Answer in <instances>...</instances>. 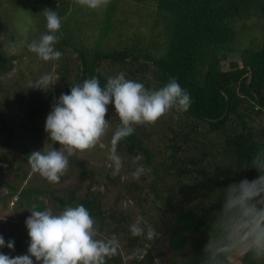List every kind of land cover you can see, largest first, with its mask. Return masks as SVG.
I'll use <instances>...</instances> for the list:
<instances>
[{
	"label": "rangeland",
	"instance_id": "obj_1",
	"mask_svg": "<svg viewBox=\"0 0 264 264\" xmlns=\"http://www.w3.org/2000/svg\"><path fill=\"white\" fill-rule=\"evenodd\" d=\"M50 1L4 0L0 9V51L3 50L9 56L15 57L14 70L8 74L0 72V131H4L0 133V235L4 237L6 243L25 238L27 239L25 244H30L25 221L31 215L32 206L38 207L42 203L45 208H51L54 213H59L67 206L61 205L58 198L68 201L70 192L75 191L77 199L87 197L99 202L103 218L106 220L105 227L100 229L101 236L114 237L118 241L117 254L122 258L120 264H130L133 259L142 260L146 256H150L149 264H170L175 259L182 264L184 253L173 251L165 234L168 227L178 225V222L172 208L165 200L158 198L151 188L159 181L157 172L159 169L161 171L162 163L169 153L170 142L175 139L181 146L186 145L181 129L188 133V136L195 138L194 134H190V129L186 130V119L183 114L172 112L154 126L137 127L141 134L146 133L145 144L154 154L152 166L146 164L143 157L142 163L151 171L139 181L132 177L136 167L133 158L122 154L118 148L124 166L120 175L113 177L110 161L107 159L111 147L109 143L111 132L105 140L104 148L97 147L91 153L71 157L69 171L58 185L50 184L33 172L28 164V156L34 151L42 150L48 137L42 139L40 146H35L23 137L22 132L29 126V122L25 117L21 99L45 95L54 103L62 93L70 94L71 87L78 79V69L82 66L77 50L69 46L60 48L56 45L57 50L62 53V58L50 62L40 60L28 50L27 45L47 31L42 13ZM66 1L59 0V3L63 5ZM156 1L111 0L106 10L92 11L80 7L75 0H70V12L64 17L63 22L68 25L78 47L92 50L96 47L102 22L110 7L114 6L113 18L116 28L103 42L102 50L112 52L136 47L152 51L154 47H158L161 51L168 37L165 31L169 24L167 16L172 18V15L158 11ZM57 13L59 15V11ZM235 27L237 30L235 51L228 53V58L223 61L224 70L242 66L239 50L246 48L260 50L264 47V19L260 14H255L249 19L237 20ZM99 64L98 73L107 78L120 72L126 73V66L141 68L138 62L121 65L104 59ZM47 73L55 77L56 84L51 89L44 91L29 88L33 82ZM148 80L154 85L152 74L147 78L139 76L137 79L143 84ZM252 117L253 127L258 131L264 129V114L254 113ZM107 118L111 121L114 131L119 125L114 108L110 107ZM176 133L179 135H175ZM197 134L200 136L197 143L195 141L196 149L189 152V156H195L196 169L203 173V176L198 178L200 183L198 190L201 192L188 188L186 184H183L182 188L170 191V182L166 183L163 180L157 187L164 198L172 197L185 210L200 208L201 202H210L209 193L214 188H204V184L210 179L213 183L216 181L223 183V180L229 179L238 183L245 179L236 175L229 159L224 156V134H209L203 125L199 126ZM54 146L48 142L49 148ZM56 147L59 148V145ZM25 149L29 152L27 153ZM39 190L43 193H37ZM103 218L100 221H103ZM137 221L142 226L153 225L158 233L157 238L147 240L134 237L129 226ZM131 237L136 238L139 244L132 246ZM26 254L28 249L21 253L8 252L5 255L15 257Z\"/></svg>",
	"mask_w": 264,
	"mask_h": 264
},
{
	"label": "trees",
	"instance_id": "obj_2",
	"mask_svg": "<svg viewBox=\"0 0 264 264\" xmlns=\"http://www.w3.org/2000/svg\"><path fill=\"white\" fill-rule=\"evenodd\" d=\"M58 3L59 0H51L47 9L59 11L62 19L63 36L57 44L58 47L69 46L77 50L78 58L82 61L76 84L95 76L101 86L105 85L107 77L98 73L101 60L106 59L121 65L138 62L141 65L140 69L125 67L127 79L137 80L139 76L147 78L152 74L154 85L150 84L149 80L144 84L152 89H158L170 79H175L192 97L191 108L181 114L186 119V130L190 129V134H194L195 138L188 136V133L181 129L188 147L181 146L175 139L170 142L169 153L162 163L161 171L159 169L157 172L159 181L155 182L151 189L172 208L178 222V225H172L165 231L170 248L175 252L184 253L182 264H204V248L210 239L216 213L222 206L223 191L234 183L233 180L213 183L210 179L204 184L205 189L214 188L209 193L210 202H201L200 208L188 210L181 208L180 203H176L172 197L164 198L157 187L163 180L166 183L170 182V191L182 188L183 184H186L188 188L197 192L200 184L198 178L203 176V173L196 169L197 160L195 156H189V152L196 149L195 141L197 143L199 140L200 135L197 131L200 125H203L209 134H224V156L229 159L236 175L250 180L258 177L256 169L251 167L245 169L243 164L258 150L264 149V129L256 130L251 121L254 113L264 114V47L260 50L252 48L239 50L242 66L236 69L224 70L222 63L228 58V53L235 51L237 38L235 22L249 19L255 14H260L264 19V0H157L158 11L172 15V18L167 16L169 24L165 31L168 37L163 49L160 51L158 47H154L152 51H148L134 47L112 52L102 50L101 46L116 28L113 18L114 6L110 7L101 24L96 47L87 50L77 46L68 25L63 22L64 17L70 12V0L63 5ZM3 4L4 0H0V9ZM43 21L46 22L45 18ZM0 58V72L11 73L14 70L15 57L1 50ZM21 100L25 117L29 122L22 135L35 146H40L42 139L47 136L44 117L51 111L53 102L45 95H33ZM4 126L7 128L6 122ZM2 132L4 131L1 130L0 133ZM145 142L146 133L141 134L136 129L131 137L118 145V150L132 158L141 154L146 164L152 166L154 154ZM229 173L231 174L230 171ZM37 193L41 194L43 191L39 190ZM58 202L63 206L72 204L85 206L98 221L100 229L105 227L106 220L97 200L87 197L77 199L76 192L71 191L68 201L58 198ZM37 209L46 208L41 203ZM102 218L103 221H100ZM132 240V246L139 244L136 238ZM26 241L27 239L20 238L14 241V251L4 247L0 252L21 253L29 247V244H25ZM150 261V256H146L142 260L133 259L130 264H149ZM242 262L251 264L247 258ZM120 263L122 258L118 254L107 261V264ZM170 264L181 263L175 259Z\"/></svg>",
	"mask_w": 264,
	"mask_h": 264
},
{
	"label": "clouds",
	"instance_id": "obj_3",
	"mask_svg": "<svg viewBox=\"0 0 264 264\" xmlns=\"http://www.w3.org/2000/svg\"><path fill=\"white\" fill-rule=\"evenodd\" d=\"M75 3L103 11L111 0ZM42 14L47 31L29 43L28 50L42 61H59L62 53L56 45L63 36L62 19L51 9ZM55 84L53 74L47 73L29 88L47 91ZM191 105L192 97L175 79L158 89L127 79L124 72L108 77L103 86L95 76L84 79L71 87L70 94L62 93L53 103L45 123L48 139L42 150L28 156V164L50 184L58 185L69 171L70 158L104 148L111 132L107 159L113 177L119 176L124 162L117 148L122 141L131 137L137 127L154 126L172 112L186 113ZM110 107L119 118L114 131L107 118ZM49 141L55 146L49 148ZM142 160L141 154L133 158L136 167L132 177L137 181L151 171ZM243 167L254 168L259 175L224 189L222 206L204 248V264H241L244 258L251 264H264V149L258 150ZM30 212L25 221L30 238L28 254L12 257L0 252V264H107L117 254L118 241L101 236L98 221L83 205L67 206L59 213L51 208L37 210L33 205ZM129 230L134 237L147 240L158 236L153 225L142 226L139 221L132 223ZM4 247L14 251L15 242L6 243L0 235V249Z\"/></svg>",
	"mask_w": 264,
	"mask_h": 264
},
{
	"label": "water",
	"instance_id": "obj_4",
	"mask_svg": "<svg viewBox=\"0 0 264 264\" xmlns=\"http://www.w3.org/2000/svg\"><path fill=\"white\" fill-rule=\"evenodd\" d=\"M83 73V72H82ZM249 82H250V80H249Z\"/></svg>",
	"mask_w": 264,
	"mask_h": 264
}]
</instances>
